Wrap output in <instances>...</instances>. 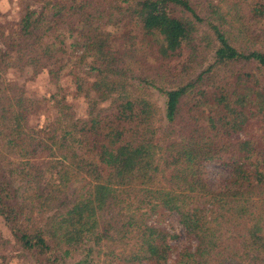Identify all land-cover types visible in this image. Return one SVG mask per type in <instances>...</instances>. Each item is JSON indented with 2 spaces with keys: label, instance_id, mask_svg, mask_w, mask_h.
Masks as SVG:
<instances>
[{
  "label": "trees",
  "instance_id": "obj_1",
  "mask_svg": "<svg viewBox=\"0 0 264 264\" xmlns=\"http://www.w3.org/2000/svg\"><path fill=\"white\" fill-rule=\"evenodd\" d=\"M263 11L264 0H39L0 23L7 68L58 85L67 56L89 61L87 87L73 75L83 118L65 97L35 100L23 87L0 103L11 244L35 264H264V37L250 22ZM111 24L137 29L162 62L161 81L145 83L162 110L127 89L134 35ZM185 46L198 63L163 66ZM43 100L55 111L38 127ZM208 163L222 182L209 183ZM170 214L193 245L149 221Z\"/></svg>",
  "mask_w": 264,
  "mask_h": 264
},
{
  "label": "rangeland",
  "instance_id": "obj_2",
  "mask_svg": "<svg viewBox=\"0 0 264 264\" xmlns=\"http://www.w3.org/2000/svg\"><path fill=\"white\" fill-rule=\"evenodd\" d=\"M39 0H0V23L7 25L8 23L17 21L20 16L21 9L26 5L37 6ZM251 28L254 32L260 33L264 37V11L261 17V20L254 19L250 21ZM131 25H118L111 24L107 26V29H110L116 34H121L125 28L130 32V35L133 36L135 41L136 48L130 46L127 50L126 48L122 51L123 60L127 63V69L125 70L127 74L124 76L126 79L127 89L140 97H145L150 99L153 103H157L159 108L162 110V97L158 95V92L150 88V91L146 89L147 81L155 79L157 82L161 81V78L157 74V69L161 66V61L155 60V57L151 52L153 51L152 47H149L146 41H140V36L135 35L134 32L137 29L130 30ZM204 29L207 28L206 25L202 26ZM211 31V30H210ZM130 44V43H129ZM126 44V46H129ZM202 46H205L204 44ZM0 47L3 49V42L0 39ZM125 47V46H123ZM134 48V49H133ZM158 55V54H157ZM193 54L188 47H183L181 53L173 58H170L163 62V66L166 68L173 69L179 64L184 63L185 61H190ZM198 60L196 62L198 63ZM192 61V60H191ZM8 60L1 61L0 63V96L2 101L0 103L7 104L8 101L12 100V94L18 93L19 90L23 87L26 95H32L33 99L37 100L38 98L45 97L49 99L51 93L56 94V98L65 97L67 101L72 104V109L74 111L75 117L83 118L85 116L87 101L84 98L83 93L74 94V81L73 77L76 75L82 79V90L88 86L87 78V69L85 68L86 64L89 61L84 59L76 58L73 56H67L64 60L63 67L60 70L59 74V84L61 88H58L54 82H51L48 74L46 72L40 73L34 78L31 77V74L28 71L21 73V71L16 70V68H7ZM17 64L19 62L17 61ZM74 75V76H73ZM58 83V82H57ZM27 95V96H28ZM55 98H51L49 102L54 101ZM100 107H107L106 103L99 105ZM40 112L33 113L30 117L31 121L37 123L38 127H43L46 124V120L51 119V113H53L55 108H49L48 102L43 100L40 104ZM99 109V108H98ZM106 113V111H103ZM206 176L210 184H218L222 182L226 177L225 170L218 163H208L206 165ZM149 221L151 223H158L160 227L167 230L169 233L177 235L176 238L170 240L171 243L176 244L178 247H181L183 244L193 245V239L188 240L186 235L183 232L182 226L177 222L176 216L173 214L166 215L163 218L157 219L156 216H152ZM0 264H35L33 258L30 254L25 253L22 250H19L13 244L11 237L9 236V230L5 227L4 223L0 220ZM6 239L8 242L2 245L3 240ZM118 264V263H112Z\"/></svg>",
  "mask_w": 264,
  "mask_h": 264
}]
</instances>
